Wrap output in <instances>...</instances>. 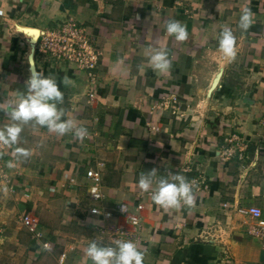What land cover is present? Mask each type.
<instances>
[{
	"label": "crops",
	"instance_id": "1",
	"mask_svg": "<svg viewBox=\"0 0 264 264\" xmlns=\"http://www.w3.org/2000/svg\"><path fill=\"white\" fill-rule=\"evenodd\" d=\"M245 7L247 31L239 27ZM169 19L186 26L187 40L167 35ZM67 21L89 33L100 53L94 69L37 46ZM223 26L236 37L232 61L219 50ZM152 47L167 50L168 72L149 67ZM29 59L55 77L64 118L87 135L57 136L30 122L19 146L31 155L6 156L20 174L15 190L0 187V238L28 250L27 264H92L88 243L108 244L119 228L143 264H264V237L251 231L259 220L248 210L260 207L264 218V0H0V126L16 92L26 91ZM89 168L101 172L100 199L89 192ZM152 168L195 181V206L165 211L141 193L140 174ZM122 202L139 224L117 211ZM93 205L114 213L92 214Z\"/></svg>",
	"mask_w": 264,
	"mask_h": 264
},
{
	"label": "clouds",
	"instance_id": "2",
	"mask_svg": "<svg viewBox=\"0 0 264 264\" xmlns=\"http://www.w3.org/2000/svg\"><path fill=\"white\" fill-rule=\"evenodd\" d=\"M253 23V14L250 8H243L239 18V27L247 31ZM166 33L176 41L183 42L188 38L187 28L180 21L169 19L165 22ZM219 50L229 61L235 59L236 37L227 26H223L217 36ZM149 67L158 74H164L171 68L165 48L152 47L146 52ZM64 84L69 82L65 77ZM26 91H17L15 97L4 109L9 122L0 126V157L5 153L4 148L12 150L15 159H27L30 150L19 146L20 134L23 126L34 122V125L45 127L50 133L63 136L71 133L76 139L82 140L87 135V129L78 125L74 118H64L65 110L58 107L64 102V93L52 74L47 76L37 71L34 61L29 59V76L25 81ZM7 167L13 168L15 164L10 160ZM195 181H189L185 176L172 174L168 177H158L157 169L152 168L147 173H141L138 188L141 193H149L152 202L165 211L169 209L180 210L183 206L189 209L195 206L193 188ZM122 211L126 210L124 207ZM114 246L106 245L100 239H92L84 249V255L92 264H143L144 254L131 240L116 239ZM43 249L51 251V245L45 243ZM86 264V262H85Z\"/></svg>",
	"mask_w": 264,
	"mask_h": 264
},
{
	"label": "built area",
	"instance_id": "3",
	"mask_svg": "<svg viewBox=\"0 0 264 264\" xmlns=\"http://www.w3.org/2000/svg\"><path fill=\"white\" fill-rule=\"evenodd\" d=\"M37 46L42 51L48 52L58 59L71 60L78 63L83 68L94 69L99 62L100 53L93 47L90 41L89 33L84 26L75 21H67L62 24L60 29L57 31L40 36L37 38ZM152 128L157 129L158 127L154 124L152 125ZM3 151L5 154L0 157V187L5 186L10 191H13L16 188L15 178H18L20 172L7 167V162L10 160H6V156H8V158H12V150L4 148ZM86 178L88 179L89 192L91 196L95 200L102 198L104 196V192L102 191L101 172L99 170L89 168L86 172ZM71 182L76 183V178L71 177ZM138 206L141 207V204H138ZM122 207L126 210L122 211ZM116 208L119 213L128 214L133 223H140L138 216H134L130 213V206L127 203L122 202L118 204ZM248 210L259 220L257 225L251 229L252 233L260 237H264V218L262 217V209L260 207L252 206L249 207ZM90 212L92 214L103 213L106 217H111L114 213L112 210L103 211L98 205H93ZM23 221L28 229L35 233L36 236H42V232L38 230L35 222L30 218L28 213L23 215ZM87 225H89V223H87ZM127 234L128 231L125 228H119L115 232L116 239L121 240H125ZM113 241L106 245L114 246ZM45 243L51 245L50 242ZM62 256L64 257L65 253H63Z\"/></svg>",
	"mask_w": 264,
	"mask_h": 264
},
{
	"label": "rangeland",
	"instance_id": "4",
	"mask_svg": "<svg viewBox=\"0 0 264 264\" xmlns=\"http://www.w3.org/2000/svg\"><path fill=\"white\" fill-rule=\"evenodd\" d=\"M219 75L217 76V78ZM218 84V82H217ZM3 202L0 201V211L3 207ZM1 226V222H0ZM1 234V227H0ZM14 243L12 241H2L0 238V264H27L29 260L28 250L14 248ZM45 262V261H44ZM40 263V260H39ZM38 262L36 264H39Z\"/></svg>",
	"mask_w": 264,
	"mask_h": 264
},
{
	"label": "trees",
	"instance_id": "5",
	"mask_svg": "<svg viewBox=\"0 0 264 264\" xmlns=\"http://www.w3.org/2000/svg\"><path fill=\"white\" fill-rule=\"evenodd\" d=\"M22 240H24V241H28L26 238H22Z\"/></svg>",
	"mask_w": 264,
	"mask_h": 264
},
{
	"label": "water",
	"instance_id": "6",
	"mask_svg": "<svg viewBox=\"0 0 264 264\" xmlns=\"http://www.w3.org/2000/svg\"><path fill=\"white\" fill-rule=\"evenodd\" d=\"M34 40H35V39H34ZM36 40H37V39H36ZM36 40H35V41H36Z\"/></svg>",
	"mask_w": 264,
	"mask_h": 264
}]
</instances>
